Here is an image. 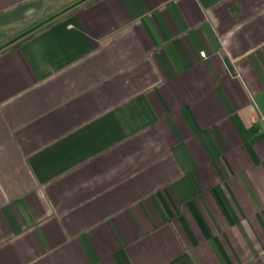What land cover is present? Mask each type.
<instances>
[{
    "label": "crops",
    "instance_id": "crops-1",
    "mask_svg": "<svg viewBox=\"0 0 264 264\" xmlns=\"http://www.w3.org/2000/svg\"><path fill=\"white\" fill-rule=\"evenodd\" d=\"M261 117L264 0H0V264H264Z\"/></svg>",
    "mask_w": 264,
    "mask_h": 264
},
{
    "label": "rangeland",
    "instance_id": "rangeland-1",
    "mask_svg": "<svg viewBox=\"0 0 264 264\" xmlns=\"http://www.w3.org/2000/svg\"><path fill=\"white\" fill-rule=\"evenodd\" d=\"M39 26H41V24L40 25H38V26H36V27H34V28H32L31 30H29L28 32H31L32 30H34L35 28H37V27H39Z\"/></svg>",
    "mask_w": 264,
    "mask_h": 264
},
{
    "label": "built area",
    "instance_id": "built-area-1",
    "mask_svg": "<svg viewBox=\"0 0 264 264\" xmlns=\"http://www.w3.org/2000/svg\"><path fill=\"white\" fill-rule=\"evenodd\" d=\"M203 55V53H201ZM261 119L264 121V117H261Z\"/></svg>",
    "mask_w": 264,
    "mask_h": 264
}]
</instances>
